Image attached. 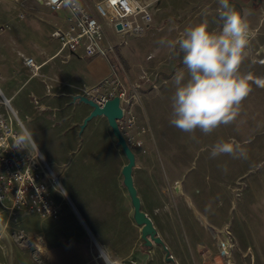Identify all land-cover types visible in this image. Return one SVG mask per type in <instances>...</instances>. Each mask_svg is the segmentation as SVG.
Returning a JSON list of instances; mask_svg holds the SVG:
<instances>
[{
  "label": "rangeland",
  "instance_id": "obj_1",
  "mask_svg": "<svg viewBox=\"0 0 264 264\" xmlns=\"http://www.w3.org/2000/svg\"><path fill=\"white\" fill-rule=\"evenodd\" d=\"M154 18L160 27L154 28L153 23L150 30L139 37L115 34L110 17L100 18L108 41L121 57L119 60L125 61L122 57L126 56L130 61V65H126L127 62L123 65L118 63L114 55L109 58L121 84L118 87L108 84L102 92H126L121 102L124 110L121 132L136 156L134 186L141 200V209L153 222L163 245L149 237V246L142 239L141 227L135 222L134 207L123 183L122 169L128 159L118 145L107 119L97 117L89 122L84 134L80 132L85 115L91 112L88 105L90 110L85 108L87 111H83L84 103L80 101L74 103L75 106L64 107L63 112L72 120L73 144L62 152L60 161L67 165L62 166L59 174L49 166L62 186L65 185L61 179L63 172L68 170V174L78 177L79 190L83 193L89 191L92 196L103 195L104 204L112 203V210L97 208L93 213L97 219L110 214L117 218L116 224L106 221L102 226L106 240L113 243L117 255L121 257L120 261H115L106 254L110 264H180L178 257L194 264L192 251H195L197 264H264V88L253 84V90L243 101L235 121L221 125L211 134H204L199 129L189 134L175 128L170 124V118L173 111L171 98L176 87L174 77L177 73L159 91H153L145 97L144 93L159 87L165 76L183 64L178 46L162 59L169 47L167 42L173 39V29L168 25L162 26L168 20L183 23L185 17ZM204 19H207L210 31L221 30L220 17H186V23L192 27ZM260 28L264 32V20ZM260 56L246 53L240 72L264 77V61H260ZM142 64L148 65L147 70L144 71ZM181 72L187 78L185 66L179 69L178 73ZM229 140L246 148L247 159H234L227 154L211 158L212 146L218 141ZM51 151L57 152L55 149ZM163 163L168 169L177 168L184 179L194 183L199 190L194 195L198 204L206 202L208 209L219 214V219H223L228 210L227 226L219 232L221 242L232 244L226 257H219L221 245L218 248L215 239L206 242L204 235H197L202 244L192 247L187 240L184 241V230L176 229L182 224L184 200L170 187L164 175ZM51 199L64 212L62 221L68 223L69 230L72 229L76 235L84 234L88 239V247L92 249L97 263L109 264L87 233L83 222V219L87 222V217L84 218L83 213L80 216L73 209L60 187L51 189ZM239 211L238 222L236 216ZM32 216L49 233L56 229L54 223L58 218ZM13 219L0 204V264H30V261L40 264L38 252L43 246L41 240L30 238L27 231L25 233L20 229V222ZM92 231L96 234L95 228ZM69 237L64 238V241ZM9 241L11 245H8ZM234 249L236 251L233 253ZM27 250L30 251L29 258L24 256Z\"/></svg>",
  "mask_w": 264,
  "mask_h": 264
},
{
  "label": "crops",
  "instance_id": "obj_2",
  "mask_svg": "<svg viewBox=\"0 0 264 264\" xmlns=\"http://www.w3.org/2000/svg\"><path fill=\"white\" fill-rule=\"evenodd\" d=\"M101 1L67 0V3L59 9H52L47 0H0V25L7 27L6 31L0 34V89L11 101V106L23 128L27 127L33 131L43 158L58 174L62 166L67 165L66 162L60 161L62 152L72 146L74 139L73 131H71L72 120L63 112L64 107L75 106L74 103L79 101L75 100L76 96H84L87 91L107 80L113 69L111 63L105 58H86L82 53L71 54L67 50H62L59 42L51 38V32L56 28L66 30L70 26L73 18L70 11L72 3L100 17L96 6ZM229 2L235 11L246 15L249 22L252 35L249 38L246 53L261 55L260 61H264V32L260 28L264 20V0H229ZM222 11L218 0H162L152 10L154 28L160 27L154 17H185L183 23L168 20L162 26L164 28L168 25L173 29L172 41L174 42L187 28L191 27L186 23V17H220ZM173 50L174 48L168 47L162 59L170 55ZM122 58L125 63L127 62L126 65H130L126 56V59ZM28 59L34 60L38 67L36 71L27 66ZM183 66L181 64L175 72L165 76L163 83L152 91L144 93V97L168 85ZM141 67L145 71L148 65L142 64ZM83 106V111L90 110L86 104ZM0 111L4 112V109L0 108ZM89 114L90 111L85 115L84 120ZM81 126L80 132L84 134L88 125L83 130ZM53 149L57 152L53 153L51 151ZM162 166L170 187H173L184 200L185 212L181 216L182 224L180 228L176 227L177 230L181 228L184 230V241L187 240L191 247L201 245L197 235H204L206 242L215 239L219 248L222 241L219 232L227 226L228 210L225 211L224 218L219 219V214L208 209L206 202L201 201L198 204L194 195L199 190L192 181L188 182L184 179L177 168L168 169L164 163ZM61 179L65 183L63 186L60 183L62 192L73 209L80 216L84 214L83 217H87V222L83 217L81 218L91 240L97 248L102 247L105 255L120 261L121 257L117 255L112 246L113 243L106 240L102 229L106 221L116 224V216L110 214L97 219L93 215L97 208L112 210V203L104 204L103 195L92 196L89 191L83 193L81 189H78V177L72 173L68 174V170L63 172ZM55 206L59 209V217L54 223L56 229L51 233L30 214L6 211L11 218L14 217V221L20 222V229L25 233L27 231L30 238L41 240L43 246L38 252L40 264H98L92 249L88 247V239L84 237V234L82 236L73 234L72 229L69 230L68 223L62 221L64 212L62 213L61 208L56 204ZM115 210L119 212L117 207ZM239 214L240 211L236 216L238 222ZM58 220L61 222L57 223ZM94 228L96 234L92 231ZM66 237L69 239L64 241ZM9 242L8 245H11V241ZM235 251L234 249L233 253ZM194 252L192 251L191 257L194 259V264H197ZM218 252L219 257L224 258L220 248ZM28 253H30L29 250L25 251L24 256L29 258ZM178 258L180 264H190L189 260ZM30 264L36 263L30 261Z\"/></svg>",
  "mask_w": 264,
  "mask_h": 264
},
{
  "label": "built area",
  "instance_id": "obj_3",
  "mask_svg": "<svg viewBox=\"0 0 264 264\" xmlns=\"http://www.w3.org/2000/svg\"><path fill=\"white\" fill-rule=\"evenodd\" d=\"M47 1L52 9H59L67 3V0ZM161 1L102 0L96 6L100 17L72 3L70 11L73 18L70 26L66 30L54 29L51 38L59 42L62 50L71 54L82 53L86 58L102 57L109 62V58L114 55L121 64L114 45L108 41L105 26L100 18L110 17L115 34L139 37L150 30L153 24L152 10ZM118 26L121 29H118ZM6 29L7 27L0 25V34ZM26 64L34 70L38 69L33 59H28ZM112 69L107 80L84 94L101 107L115 97H119L122 102L126 94L125 91L118 94L115 91L102 92L108 84L117 87L121 84L113 66ZM0 108L4 109V112L0 111V204L11 213L36 214L46 219L58 218L59 209L51 199V189L59 187L53 177V171L40 151L37 155L35 149L31 154L27 149L14 147V137L23 125L18 120L11 101L4 96L1 89ZM119 127L120 130L123 129L121 120ZM220 245L222 256L226 257L232 249V244L227 241L221 242Z\"/></svg>",
  "mask_w": 264,
  "mask_h": 264
},
{
  "label": "clouds",
  "instance_id": "obj_4",
  "mask_svg": "<svg viewBox=\"0 0 264 264\" xmlns=\"http://www.w3.org/2000/svg\"><path fill=\"white\" fill-rule=\"evenodd\" d=\"M223 10L219 32L209 30V23L187 28L176 41L167 46H178L182 63L188 75L177 73L174 77L175 91L172 96L170 124L184 133L199 129L211 134L221 125L235 121L243 101L256 87L264 88V77L253 73H241L246 49L252 35L246 15L234 10L229 0H218ZM14 147L27 149L31 154L39 146L34 133L21 128L14 137ZM231 155L234 159H247V150L232 140L218 141L212 146L210 156Z\"/></svg>",
  "mask_w": 264,
  "mask_h": 264
},
{
  "label": "water",
  "instance_id": "obj_5",
  "mask_svg": "<svg viewBox=\"0 0 264 264\" xmlns=\"http://www.w3.org/2000/svg\"><path fill=\"white\" fill-rule=\"evenodd\" d=\"M118 29H121L118 26ZM75 100L88 105L91 108L90 114L85 118L81 130H83L89 122L97 117H105L108 121V124L112 130V133L117 140L118 145L123 150L125 156L128 159V163L122 169V175L124 177L123 183L129 193L133 207H134V219L137 225L141 227L142 239L145 241L146 245H151L149 237L158 244L163 245V241L157 237V231L153 225L151 219L142 211L141 209V200L138 196L137 190L134 186L133 181V168L135 167L136 156L129 147L125 137L123 136L120 127L119 121L122 120L124 116L123 109L121 108V99L115 97L112 100L106 102L102 107L95 103L93 100L88 99L83 95L75 97ZM101 256L105 258L107 263H109L108 257L105 255L103 250L98 246ZM166 249V247H165ZM110 264V263H109Z\"/></svg>",
  "mask_w": 264,
  "mask_h": 264
},
{
  "label": "bare ground",
  "instance_id": "obj_6",
  "mask_svg": "<svg viewBox=\"0 0 264 264\" xmlns=\"http://www.w3.org/2000/svg\"><path fill=\"white\" fill-rule=\"evenodd\" d=\"M53 177H54V179L56 180V183H57V185H59V187H60V189H61V184H60V180H59V178L53 173ZM114 263V262H113ZM115 264V263H114Z\"/></svg>",
  "mask_w": 264,
  "mask_h": 264
},
{
  "label": "trees",
  "instance_id": "obj_7",
  "mask_svg": "<svg viewBox=\"0 0 264 264\" xmlns=\"http://www.w3.org/2000/svg\"><path fill=\"white\" fill-rule=\"evenodd\" d=\"M260 1H262V0H260ZM117 55H118V54H117ZM118 56H119V55H118ZM119 58H121V57L119 56ZM121 63L124 65V63H125V62H124V61H122V59H121Z\"/></svg>",
  "mask_w": 264,
  "mask_h": 264
}]
</instances>
